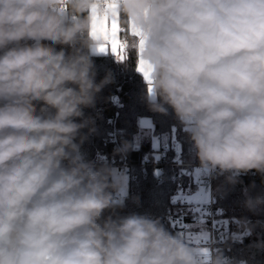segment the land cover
Returning <instances> with one entry per match:
<instances>
[{
  "label": "clouds",
  "instance_id": "clouds-1",
  "mask_svg": "<svg viewBox=\"0 0 264 264\" xmlns=\"http://www.w3.org/2000/svg\"><path fill=\"white\" fill-rule=\"evenodd\" d=\"M115 3L0 0V264H198L159 218L104 215L124 176L81 152L96 131L85 109L114 82L111 72L96 80L104 40L91 34L93 9L131 25L120 62L137 53L150 68L149 110L172 109L205 174L264 176V0ZM245 207L258 212L264 195ZM212 264L229 262L217 254Z\"/></svg>",
  "mask_w": 264,
  "mask_h": 264
},
{
  "label": "trees",
  "instance_id": "trees-1",
  "mask_svg": "<svg viewBox=\"0 0 264 264\" xmlns=\"http://www.w3.org/2000/svg\"><path fill=\"white\" fill-rule=\"evenodd\" d=\"M121 28L122 35L127 29L122 23ZM44 43L51 44L50 41ZM56 47L59 50L63 46L56 45ZM65 50L71 52V49L65 48ZM137 55L133 53L130 56L127 60L130 67L127 68L110 52L92 55L97 82L109 72L113 75L114 82L105 86L98 94L94 108L85 109L86 116L95 119L96 131L88 135L81 145V152L88 160L93 161L96 167H100L103 163L113 168L122 167L124 158L127 161V166L120 171L129 175L128 194L118 198L121 196L119 191L113 192L116 206L112 210H106L105 216L112 215L116 218L135 213L159 218L169 232L178 235L191 246L192 243L182 236L186 227H180L175 221V216L185 214L186 220L192 221L195 213L192 207L184 201L179 204L178 199H182L180 196L182 189L194 190L198 187L192 178L174 177L178 169L172 165V158L176 154L174 145L180 144L183 162L192 161L197 165L200 161L172 109H168L167 115L149 110L144 98L147 83L142 74L135 70ZM140 117H148L152 120L155 136L169 137L168 147H153L150 140L141 141L140 144L135 143L134 136L140 129ZM83 132L87 134L88 129H84ZM114 134L117 140L114 139ZM125 140L133 145L132 149L126 155H114V149ZM136 145L139 146L138 149H135ZM165 150L168 151L166 156L162 154ZM158 170H161V173L157 175ZM227 177L228 174L216 175L215 182L219 196L215 209L220 217L230 222L232 231L239 233L245 231V235L242 240L232 237L217 239L215 241L217 254H223L229 264H238L241 259H246L249 264H264V247L255 246L264 244V207L256 213L245 207L247 197L264 195V176L253 170L238 175L236 183H230ZM244 221L256 224L254 230L248 233L243 226ZM257 221L260 223L257 224Z\"/></svg>",
  "mask_w": 264,
  "mask_h": 264
},
{
  "label": "built area",
  "instance_id": "built-area-1",
  "mask_svg": "<svg viewBox=\"0 0 264 264\" xmlns=\"http://www.w3.org/2000/svg\"><path fill=\"white\" fill-rule=\"evenodd\" d=\"M114 139L117 140L116 134H114ZM174 147L176 149V154L172 158V165L178 167L174 177L183 176L192 178L197 187L203 188L205 191L210 193V199L208 203L197 207L196 209L192 208V210L195 212L194 216H192V221L198 222L201 218H204L208 225V230L210 232V240L207 242L208 252L195 255L198 263L208 262L209 264H212L213 258L216 256L218 251L215 241L225 237H232L237 240H242L245 235V231L241 233L232 231L230 229V222H228L227 219L220 217L216 211L215 204L217 197L219 196L215 182L216 174H205L203 169H201L200 164L194 165L192 161L183 162L181 159L180 144H175ZM138 148L139 146L136 145L135 149ZM162 154L166 156L168 155V151L165 150ZM124 166H127V161L125 158L123 160V166H116V168L120 170ZM118 198H121V196ZM182 202V199H178L179 204ZM175 221L180 227H186L187 223H189L186 220L185 214L175 216ZM238 264H249V262L246 259H241Z\"/></svg>",
  "mask_w": 264,
  "mask_h": 264
},
{
  "label": "rangeland",
  "instance_id": "rangeland-1",
  "mask_svg": "<svg viewBox=\"0 0 264 264\" xmlns=\"http://www.w3.org/2000/svg\"><path fill=\"white\" fill-rule=\"evenodd\" d=\"M110 51L105 53L99 54H106ZM139 131L135 134L134 140L136 144H140L141 141H152L153 147L159 148L161 146L168 147L170 141L168 136L158 137L155 136L153 133V122L148 117H140L139 118ZM174 140V137L172 138ZM174 142V141H173ZM124 187L122 185L119 193H122ZM180 196L182 197L183 201L190 205V207L196 209L206 203L209 202L210 193L205 191L203 188H196L192 190L191 188L182 189L180 191ZM182 236L186 238L187 241L193 244H200L207 242L210 240V232L208 230V225L204 218H201L200 221H192L187 223L186 229L182 233Z\"/></svg>",
  "mask_w": 264,
  "mask_h": 264
},
{
  "label": "snow or ice",
  "instance_id": "snow-or-ice-1",
  "mask_svg": "<svg viewBox=\"0 0 264 264\" xmlns=\"http://www.w3.org/2000/svg\"><path fill=\"white\" fill-rule=\"evenodd\" d=\"M106 8L115 9L116 3L115 0H104ZM93 23H92V35L97 38H101L104 40V44H102L98 51L100 53H105L107 51H111L119 60H124L126 57L123 54L125 50V45L121 39V23L119 20V13L114 12V19L109 20L108 16L99 17L95 15V9H93ZM127 31H133L131 25ZM139 35V33H134ZM143 40H140V46L142 48ZM137 71L140 72L146 83L149 85V92H151V77H150V68H146L144 65V61L142 59L138 60L137 63Z\"/></svg>",
  "mask_w": 264,
  "mask_h": 264
},
{
  "label": "crops",
  "instance_id": "crops-1",
  "mask_svg": "<svg viewBox=\"0 0 264 264\" xmlns=\"http://www.w3.org/2000/svg\"><path fill=\"white\" fill-rule=\"evenodd\" d=\"M110 51V50H109ZM111 53V51H110ZM114 169L117 170L118 173H122L118 168L114 167ZM124 176V181H123V187L124 190L122 191V193H119V195H121V197L123 198L124 196H126L128 194V190H129V175L128 174H124L122 173ZM194 250L195 254H200V253H206L208 252V246L207 244L204 243H200V244H191V246ZM198 264H209L208 262H202V263H198Z\"/></svg>",
  "mask_w": 264,
  "mask_h": 264
},
{
  "label": "water",
  "instance_id": "water-1",
  "mask_svg": "<svg viewBox=\"0 0 264 264\" xmlns=\"http://www.w3.org/2000/svg\"><path fill=\"white\" fill-rule=\"evenodd\" d=\"M115 100H116V97L114 98ZM161 173V170H158L157 172H156V174L158 175V174H160ZM249 233V232H248Z\"/></svg>",
  "mask_w": 264,
  "mask_h": 264
}]
</instances>
